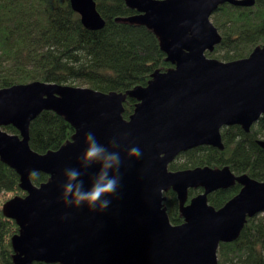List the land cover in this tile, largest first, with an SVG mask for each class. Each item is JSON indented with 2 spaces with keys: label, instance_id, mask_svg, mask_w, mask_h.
<instances>
[{
  "label": "water",
  "instance_id": "95a60500",
  "mask_svg": "<svg viewBox=\"0 0 264 264\" xmlns=\"http://www.w3.org/2000/svg\"><path fill=\"white\" fill-rule=\"evenodd\" d=\"M138 11L128 20L158 35L171 66L156 69L147 85L124 92H103L35 80L0 88V159L20 176L26 195L3 204L19 231L12 236L14 264H217L221 242L239 237L248 217L264 211V180L236 174L229 165L170 169L183 151L199 145L224 148L221 129L245 130L264 114V45L243 58L225 61L207 54L222 40L211 16L220 4L252 5L255 0H125ZM89 29L104 19L95 0H70ZM127 96L136 98L129 118ZM43 110L64 116L74 127L58 149L35 151L29 143L31 121ZM13 125L18 133L3 127ZM119 151L121 182L103 211L66 208L60 200L66 168H79L85 133ZM116 138L120 147L111 149ZM264 147V139L258 140ZM140 158H128L130 147ZM81 177L85 189L98 170ZM33 171L49 175L42 183ZM241 184L237 194L216 208L209 193ZM191 188L202 191L189 196ZM172 189L183 221L171 222L164 205Z\"/></svg>",
  "mask_w": 264,
  "mask_h": 264
},
{
  "label": "trees",
  "instance_id": "16d2710c",
  "mask_svg": "<svg viewBox=\"0 0 264 264\" xmlns=\"http://www.w3.org/2000/svg\"><path fill=\"white\" fill-rule=\"evenodd\" d=\"M104 25L87 28L70 0H0V88L35 80L87 86L103 92H126L147 85L156 69L171 66L160 46L158 35L144 24L128 18L138 11L125 0H95ZM212 19L222 40L212 57L229 61L248 56L257 45H264V0L252 5L220 4ZM136 98L127 96L123 116L129 118ZM10 133L13 125L3 127ZM30 146L39 153L58 149L71 139L74 127L64 116L43 110L30 123ZM224 148L199 145L181 152L170 169L229 165L236 174L247 173L264 180V114L245 130L241 125L221 129ZM49 175L33 171L31 180L40 184ZM238 182L208 195L216 208L239 192ZM202 191V189H199ZM198 192L189 190V196ZM26 195L18 172L0 159V264H14L12 236L19 226L3 213L10 198ZM164 205L174 224L183 221L179 200L169 189ZM33 264H62L36 261ZM217 264H264V211L248 217L238 238L221 242Z\"/></svg>",
  "mask_w": 264,
  "mask_h": 264
},
{
  "label": "clouds",
  "instance_id": "9594fccd",
  "mask_svg": "<svg viewBox=\"0 0 264 264\" xmlns=\"http://www.w3.org/2000/svg\"><path fill=\"white\" fill-rule=\"evenodd\" d=\"M86 147L77 157L79 168H66L64 182L60 185L62 191L60 200L68 208L79 209L86 207L91 212L103 211L111 203L107 197L117 193L121 182L120 168L123 163L119 151H110L109 146L101 144L91 131L85 133ZM111 149L120 147L116 138L109 142ZM140 148L130 147L126 153L128 158H140ZM94 165H99L98 170L92 175L90 186L85 189L81 179L86 170Z\"/></svg>",
  "mask_w": 264,
  "mask_h": 264
},
{
  "label": "flooded vegetation",
  "instance_id": "af4514ba",
  "mask_svg": "<svg viewBox=\"0 0 264 264\" xmlns=\"http://www.w3.org/2000/svg\"><path fill=\"white\" fill-rule=\"evenodd\" d=\"M199 189H200V188H198V192H200V190H199ZM168 191H169V190H168ZM198 192H197V193H198ZM165 193H166V192H165ZM166 198H167V196H166ZM164 202H165V201H164Z\"/></svg>",
  "mask_w": 264,
  "mask_h": 264
},
{
  "label": "rangeland",
  "instance_id": "374dc122",
  "mask_svg": "<svg viewBox=\"0 0 264 264\" xmlns=\"http://www.w3.org/2000/svg\"><path fill=\"white\" fill-rule=\"evenodd\" d=\"M211 19H212V16H211ZM213 20V19H212ZM220 59H223V58H220Z\"/></svg>",
  "mask_w": 264,
  "mask_h": 264
}]
</instances>
